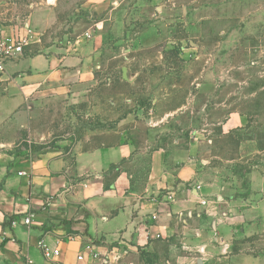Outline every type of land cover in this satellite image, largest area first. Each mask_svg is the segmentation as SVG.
<instances>
[{
  "label": "rangeland",
  "instance_id": "rangeland-1",
  "mask_svg": "<svg viewBox=\"0 0 264 264\" xmlns=\"http://www.w3.org/2000/svg\"><path fill=\"white\" fill-rule=\"evenodd\" d=\"M2 1L3 25L48 13L27 55L99 48L93 86L47 102L17 147L70 150L123 118L148 151L195 146L225 187L207 199L219 211L211 227L223 221L217 239L237 228L234 248L264 264V0Z\"/></svg>",
  "mask_w": 264,
  "mask_h": 264
},
{
  "label": "crops",
  "instance_id": "crops-1",
  "mask_svg": "<svg viewBox=\"0 0 264 264\" xmlns=\"http://www.w3.org/2000/svg\"><path fill=\"white\" fill-rule=\"evenodd\" d=\"M27 26L41 37L48 13H32L24 26L0 23V35L11 40ZM98 50L93 43L71 54L49 48L6 64L0 79V264H263L235 252L237 228L217 239L223 221L211 227L219 211L207 199L225 187L195 146L148 151L123 118L117 129L92 131L70 150L34 157L17 147L47 102L93 86ZM41 242L60 255L45 258Z\"/></svg>",
  "mask_w": 264,
  "mask_h": 264
},
{
  "label": "built area",
  "instance_id": "built-area-1",
  "mask_svg": "<svg viewBox=\"0 0 264 264\" xmlns=\"http://www.w3.org/2000/svg\"><path fill=\"white\" fill-rule=\"evenodd\" d=\"M80 39L88 40L90 39V35L87 33L80 37ZM39 41L40 36L28 26L23 31L16 33L11 40L4 39L0 35V79L6 72V64L8 62L23 56L24 49L26 47H29ZM201 205H206V202H201ZM153 219L155 220L156 217ZM23 223L25 225H30V218H26ZM157 238H159V236ZM40 247L47 259H52V257L60 255L59 252L52 253L43 242L40 243ZM78 260H83V257L80 256Z\"/></svg>",
  "mask_w": 264,
  "mask_h": 264
},
{
  "label": "water",
  "instance_id": "water-1",
  "mask_svg": "<svg viewBox=\"0 0 264 264\" xmlns=\"http://www.w3.org/2000/svg\"><path fill=\"white\" fill-rule=\"evenodd\" d=\"M123 78H124L125 80H127V74H126V69H125V68L123 69ZM199 264H202V262L199 261Z\"/></svg>",
  "mask_w": 264,
  "mask_h": 264
},
{
  "label": "trees",
  "instance_id": "trees-1",
  "mask_svg": "<svg viewBox=\"0 0 264 264\" xmlns=\"http://www.w3.org/2000/svg\"><path fill=\"white\" fill-rule=\"evenodd\" d=\"M23 54H26L27 55V53H26V48L24 49V53ZM238 250L237 249H235V252H237Z\"/></svg>",
  "mask_w": 264,
  "mask_h": 264
}]
</instances>
